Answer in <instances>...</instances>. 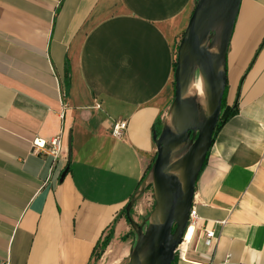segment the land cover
<instances>
[{"label": "crops", "instance_id": "0c3cea01", "mask_svg": "<svg viewBox=\"0 0 264 264\" xmlns=\"http://www.w3.org/2000/svg\"><path fill=\"white\" fill-rule=\"evenodd\" d=\"M194 3L0 0V264L128 258L123 211L155 157ZM226 73L234 113L214 135L198 227L173 264H264V0H241ZM56 137L58 159L34 151Z\"/></svg>", "mask_w": 264, "mask_h": 264}, {"label": "water", "instance_id": "95a60500", "mask_svg": "<svg viewBox=\"0 0 264 264\" xmlns=\"http://www.w3.org/2000/svg\"><path fill=\"white\" fill-rule=\"evenodd\" d=\"M241 0H195L178 44L173 74L174 94L159 133H153L155 158L124 208L135 235L128 264H173L188 227L195 186L211 149L227 87L226 55ZM200 79L202 100L190 96ZM66 169L62 177L67 173ZM152 189L147 221L132 218L137 199Z\"/></svg>", "mask_w": 264, "mask_h": 264}, {"label": "built area", "instance_id": "2783aa9c", "mask_svg": "<svg viewBox=\"0 0 264 264\" xmlns=\"http://www.w3.org/2000/svg\"><path fill=\"white\" fill-rule=\"evenodd\" d=\"M126 129H127V123L125 121H117L112 126L111 135L115 139H121ZM33 149L36 153L47 155L54 160L58 159L62 153V147H61L60 139L58 137L50 140L49 142L36 140L33 143ZM198 221H199V217L196 212L195 201L193 198V203L188 217V227L193 225V227L196 229L198 227ZM204 236L208 242L212 241L215 237L214 232L212 230H205ZM183 240H184V236L181 240V243L177 246V249L175 251V257H178L179 259H183L187 252V249L184 250L182 248ZM2 264H7V263H2Z\"/></svg>", "mask_w": 264, "mask_h": 264}, {"label": "rangeland", "instance_id": "374dc122", "mask_svg": "<svg viewBox=\"0 0 264 264\" xmlns=\"http://www.w3.org/2000/svg\"><path fill=\"white\" fill-rule=\"evenodd\" d=\"M227 93H229V90H226L225 91V94H224V99L227 95ZM169 111V110H168ZM168 114V113H167ZM165 121V120H164ZM164 123V122H163ZM136 205H137V209H136V212H132L133 215H132V218L134 219V221L140 225L142 223H144V227H145V222L147 221L148 219V216L149 214L151 213L152 211V208H153V194H152V189L151 188H147L145 190V192L143 193V195H141L137 201H136ZM140 212V213H139ZM129 231L131 232V228L129 227ZM129 232V233H130ZM129 241V246L130 248L133 247L134 243H135V235H130V238L128 239ZM127 241V242H128ZM120 250V248H119ZM119 258V257H118ZM123 264H128V258L125 259V261L123 262Z\"/></svg>", "mask_w": 264, "mask_h": 264}, {"label": "trees", "instance_id": "16d2710c", "mask_svg": "<svg viewBox=\"0 0 264 264\" xmlns=\"http://www.w3.org/2000/svg\"><path fill=\"white\" fill-rule=\"evenodd\" d=\"M233 111H234V109L232 107H228L225 104V99H224V96H223L222 107H221V114H220V118H219V122L217 124L216 130L214 132V135L216 134V132L218 131V129H220V127L223 125V123L225 121H227L233 115V113H234ZM206 160H207V158H206ZM153 161H154V159L152 160V162ZM205 163H206V161H205ZM150 166H149V168H150ZM149 168H148V170H149ZM123 214H124V211H123ZM132 215H133V213H132ZM124 216H125V214H124ZM128 235H134V233L131 231ZM112 236H113V232H112V230H110L109 233H108V235H107V237L104 239V241H103V243L101 245V249H100V252L101 253L105 250L106 246L109 244L110 240L112 239ZM126 238H127V236L126 237H122L121 240L122 241H125ZM101 253H99L97 255V259L96 260H98L100 258Z\"/></svg>", "mask_w": 264, "mask_h": 264}, {"label": "bare ground", "instance_id": "6f19581e", "mask_svg": "<svg viewBox=\"0 0 264 264\" xmlns=\"http://www.w3.org/2000/svg\"><path fill=\"white\" fill-rule=\"evenodd\" d=\"M201 81L200 79H195L193 81V83L191 84V87H190V91H189V95L190 96H196L198 97V102L200 103L201 100H202V95H203V91H202V85H201ZM193 230H194V227L193 225L189 226L186 230V233L184 235V240H183V245H182V248L184 250L187 249L188 247V244L191 240V237L193 235ZM126 253V251L123 249V248H120L119 252H117V255L119 256H122Z\"/></svg>", "mask_w": 264, "mask_h": 264}]
</instances>
